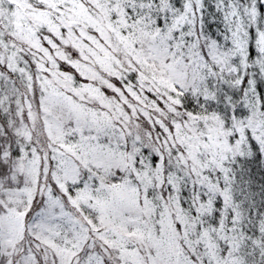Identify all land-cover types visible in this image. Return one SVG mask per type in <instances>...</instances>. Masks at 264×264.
<instances>
[{
	"label": "rangeland",
	"instance_id": "1",
	"mask_svg": "<svg viewBox=\"0 0 264 264\" xmlns=\"http://www.w3.org/2000/svg\"><path fill=\"white\" fill-rule=\"evenodd\" d=\"M205 1L209 11L178 0L159 28L143 13L124 21V0H0V264H221L210 240L225 236L197 223L201 202L195 227L165 186H208L204 200L222 203L206 210L232 213L209 175L255 153L264 165V0ZM182 24L193 35L186 53L210 49L205 74L162 58L160 30ZM189 79L200 112L183 104ZM238 162L240 181L254 175ZM84 173L86 186L98 181L94 198L71 191ZM244 203L245 216L254 209L244 235L257 236L256 204Z\"/></svg>",
	"mask_w": 264,
	"mask_h": 264
},
{
	"label": "trees",
	"instance_id": "2",
	"mask_svg": "<svg viewBox=\"0 0 264 264\" xmlns=\"http://www.w3.org/2000/svg\"><path fill=\"white\" fill-rule=\"evenodd\" d=\"M179 3L178 0H131V1L124 0V2H121L120 7L123 13V19L124 21L126 20L128 24L131 21L135 20L137 16H139L141 13H143L144 15L145 14L147 15L148 20H151L154 26L159 28H164L165 27L164 25H167L169 22H171V20L174 19L175 16L174 14H176V12L181 9V5ZM203 3H205V5L207 6L206 7L207 11H209L210 7L208 2L204 0ZM114 13L116 14L115 11ZM211 13L214 16V19L218 18L217 17L218 13L217 15L214 12ZM206 21H207V17H206ZM206 21L205 23L203 22L204 24L202 23V26L206 27L207 34L206 33L205 34L208 35V37L212 38V40L215 41V43L220 42V39L222 38L221 37L222 33H220V35L217 34L218 32H216L214 27H212V24H214V22L212 24L210 23L211 24L210 25L208 24V22L206 23ZM183 24L178 27L177 33L174 32L175 30L173 31L168 29H164L163 31L160 30L162 34L161 38H163L164 40L162 43L165 46L166 50H168L167 54L162 58L165 64H168V66L171 65V68H173V72L174 71L179 72L178 71L179 68L181 70L187 69V66H185V64L189 65L191 61L192 66L194 68L199 69L201 72H204L205 74V72L207 73L208 71H210V67H208V65H206L205 62V59L208 58L207 56L208 52H206L209 49L207 47L208 45L205 44L204 41L202 42L200 47L196 48L197 50L194 49L195 53L194 52L191 53V51L190 53H186L187 48L190 49L188 45L193 39V35H191L190 30H188L189 26L188 25L183 26ZM123 29L125 31L128 30V28L126 27H124ZM217 36L219 38H217ZM199 59L204 60L205 64L198 65L197 61H199ZM206 76H208V74ZM189 80L190 81L187 84L182 80L184 88L183 86L179 87L180 89L179 91L180 93H182L181 97L183 99L182 100L183 104L186 108L191 107L192 109L190 110L192 111L200 112L201 109H195L196 106L199 105H196L195 100L192 99L194 97L198 98L200 94L197 95V93L192 94L190 92V90H192L193 92V87L190 84L193 82L194 79L193 80L189 79ZM200 98L202 97H199V99ZM82 133L83 132H81L80 135ZM258 154L259 153H255L253 157H249L250 159L249 162L245 161L248 157L246 159H241V160H238V158L237 159L232 158L229 159L228 161L225 162L223 161L222 164H224V166L222 168L218 167V169L216 167L217 171L215 172V174L212 173L209 175L211 179L212 178L215 180L217 179V184H216L217 189H219V191H222L221 193H224L226 203L230 205L232 204V208L230 206V209L234 210L232 213L226 210L222 212L221 210H218L217 213L215 212V214L212 215V212L210 214V210H206V208H208L207 204H210L213 201L214 204H218V205L222 203L219 201L218 197L215 199L216 202L215 200L212 199H210V202H206V200H204L205 198H207V196L209 197L210 194L209 190H207L209 189L208 186L206 187V186L197 185L199 186V188H196L194 190V188H192L193 186L190 188L187 184L185 185L183 178H181L177 186H170L168 185V183L166 184L164 182L166 184L165 191L166 193L167 192L170 193V199H173L175 204L177 203V205L182 210V213H184L185 216H187V218L189 217L191 220H193V224L195 225V227H197L198 225L197 223L199 221L200 227L202 229L207 230L209 228L210 229L212 228V233H210L212 237H215L214 232L218 230L221 232L220 235L225 236V239L222 241H216L215 238H211L210 240L211 242L210 246L213 249L215 259H217V261L220 262L221 264L223 262L224 264H232V262L233 263L236 262L235 261L236 259L238 260L240 259L241 264H264V236L262 237V235L264 234V220H262V218L264 216L260 217L264 212V165L262 166V162L260 161V158H258ZM145 159H147V157H145ZM152 161L153 164L154 162H156L155 159H153ZM238 161L243 165L244 168H248L246 167V163H249L247 166L253 164L254 175H246L245 173H242L240 174L241 176V181H240V178L238 179V176L236 175L237 173L236 162ZM166 162H168V159H165V163ZM218 166L220 165L218 164ZM167 169L169 172L168 174H166V179L170 178V175L175 177L174 175L175 172H171L173 171L172 166L170 165V168L168 167ZM209 170H210L209 167L206 168V172L207 171L210 172ZM159 172L160 170L158 169L157 173ZM88 177H89L88 174L84 173L83 176H81L80 181L77 184L73 185L71 191L72 192L74 190L77 191V189L79 188L82 190H86V189L90 190V188H92L93 186L92 187L86 186L87 185L86 181H88L87 179ZM94 184H95L94 186L95 188H92L91 192L89 193L92 196V198H94V196L98 194L97 188L100 187L98 181H94ZM258 185L261 186V189H258ZM244 187H246L247 189L244 190L243 189ZM153 192L149 191L148 196H152ZM215 194H217V196L219 195V193H215ZM195 200H197L198 203L201 202L200 205L202 206L201 207L202 209L200 208L202 210V214L200 213L202 216L198 218L197 223L194 220V217H196L195 215H200V214H196L193 212L194 209H192V206H195L194 203ZM245 200L246 202L249 201V202H254L256 204L255 213L257 217L254 218V221L257 222L258 226L263 230V232H259L257 236L253 234L251 236H248V238H246V235L244 234L253 233L254 230L251 227L247 228L248 225L244 226V224H242V221L244 219L245 221L253 220L250 211H253L254 209L253 210L249 209L250 211H247V215L245 216L243 213L245 210L244 209ZM233 204L236 205L235 208L233 207L234 206ZM33 219L35 221L36 219L39 218L34 216ZM97 219L98 218L95 217L94 221H96ZM202 220L203 222H201ZM185 235H187V237H189L188 240L191 241L193 239L192 236H195V232L187 231ZM233 240H237L238 246H240L238 249H235L236 251L229 250V246L230 245L233 246L232 243Z\"/></svg>",
	"mask_w": 264,
	"mask_h": 264
}]
</instances>
